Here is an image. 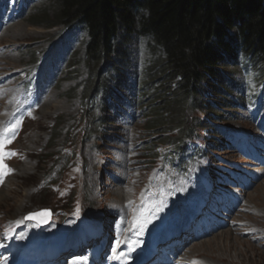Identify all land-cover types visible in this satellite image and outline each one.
<instances>
[{
    "label": "rangeland",
    "instance_id": "1",
    "mask_svg": "<svg viewBox=\"0 0 264 264\" xmlns=\"http://www.w3.org/2000/svg\"><path fill=\"white\" fill-rule=\"evenodd\" d=\"M55 15L53 0H0V130L14 104L17 106L18 99H22V92L30 93L39 81L45 84L35 99L37 104L30 100L32 107L26 106L20 112L21 117L10 120L9 128L17 121L21 123L16 129L18 135L6 144L16 154L3 159V165L12 171L0 186V249L11 250L12 244L7 241L27 231L25 243L33 245L35 257L39 251L43 254L44 249H56L60 245L66 250L84 240L91 250L97 243L94 241L96 226L101 230L99 239L115 223L130 240L148 239L156 224L149 223L142 235H136L138 230H133L132 225L133 218L151 206L144 200V193L154 188L164 206L167 203L161 188L164 186L161 181L168 176L162 160L166 136L148 127L155 114L144 112L139 98L129 97L134 93L129 90L131 79L130 85L121 82L110 87L123 93L121 98L125 101L119 105L117 118L110 114L118 104L107 106L102 98L82 107L81 80L87 70L83 64L75 68L70 63L82 55L83 31L76 28V35L73 33L70 37L62 25L35 23L41 17L54 20ZM64 37H70V43ZM127 46L132 53L128 70L132 79H138V84L144 79L149 81L150 91H146L149 94L163 89L167 77L154 76L161 51L149 38L141 36H133ZM40 68L51 77L46 79V74H40L39 78ZM228 68L236 79L244 80L247 100L222 109L218 105L216 109L220 107L218 112L222 116L212 121L204 111H190L192 116L206 120L216 133L210 129L200 131L204 137L201 147L212 144L207 152L210 172L204 171L203 164L201 168L196 165L187 178H182L188 216L197 202L202 203L201 213L189 222L191 236L201 235L209 225L216 226L213 229L216 231L203 234L193 250H186L185 258L175 257L177 262L264 264V92L260 94L261 83L250 71L244 73V66ZM28 82H32L30 89L26 86ZM93 107L96 108L93 110ZM128 119L131 122L124 126ZM236 133L243 136L237 138ZM120 136L126 141L124 147L121 138L118 139ZM149 138L154 140L153 153L146 152L141 145ZM122 168L123 173L126 168L129 172L122 182H126L124 191L114 181ZM134 191L137 193L133 196ZM127 199L129 213L118 210L117 206ZM236 202L239 203L233 208ZM77 207L78 215L75 214ZM42 208L51 210L46 226L39 228L35 222L25 220L27 214ZM166 213L171 214L168 207ZM42 232L41 239L40 235H33ZM173 242L169 241L167 248L153 244L152 252L156 251L155 255L162 261L167 260L165 256L169 255ZM114 247L116 243L110 253ZM128 248V243L116 247L125 251ZM42 256L38 255L39 262L48 264ZM60 264H71L66 254Z\"/></svg>",
    "mask_w": 264,
    "mask_h": 264
},
{
    "label": "trees",
    "instance_id": "2",
    "mask_svg": "<svg viewBox=\"0 0 264 264\" xmlns=\"http://www.w3.org/2000/svg\"><path fill=\"white\" fill-rule=\"evenodd\" d=\"M53 1L54 20L41 17L35 23L83 31L82 55L71 63L87 70L81 80L82 107L99 91L108 94L114 81L125 80L132 55L127 45L133 36L149 38L161 51L154 76L167 77L164 88L149 94L151 83L144 79L138 89L144 112L155 114L148 127L164 133L179 163H186L189 139H203L200 131L205 129L216 133L190 111H204L212 121L222 116L218 105H235L228 67L237 64V57L250 60L264 75V0ZM153 141H143L146 152L153 153ZM202 152L197 148L188 157L194 160Z\"/></svg>",
    "mask_w": 264,
    "mask_h": 264
},
{
    "label": "snow or ice",
    "instance_id": "3",
    "mask_svg": "<svg viewBox=\"0 0 264 264\" xmlns=\"http://www.w3.org/2000/svg\"><path fill=\"white\" fill-rule=\"evenodd\" d=\"M20 121H17L15 125H13L11 128H5L3 132H0V179H2L3 175L9 173L12 171V169L8 168L6 165H3V159L5 156H12L15 155V152H3L4 145L7 143H11V140L4 138L6 133H11L15 134V130L19 127ZM131 203V202H129ZM143 207V205L141 206ZM162 202L160 203H154L153 205L150 206V208L144 209V211L139 215L135 216L133 218V230H138L136 231V235H142L144 229L147 227L149 223L152 222L153 219H155V215L157 212L162 211ZM46 213H29L28 218H34L37 215H44ZM75 214H79V207H77V211ZM22 221H17V223H21ZM46 222V221H42ZM38 226V225H37ZM8 232H5V236L7 237ZM120 243H128L129 248L126 253H120L119 255H114L113 259L117 260H122L126 261L127 259L130 258V253L135 251L136 247L139 246V241H133L130 240L129 238H125L124 240H120L119 238L116 241V247L119 246ZM116 247L113 248V253L116 252ZM71 264H86V258L84 257H76ZM193 264H197V262H193Z\"/></svg>",
    "mask_w": 264,
    "mask_h": 264
},
{
    "label": "water",
    "instance_id": "4",
    "mask_svg": "<svg viewBox=\"0 0 264 264\" xmlns=\"http://www.w3.org/2000/svg\"><path fill=\"white\" fill-rule=\"evenodd\" d=\"M36 213L37 214L46 213L44 215H37L34 217V219H37L40 223L45 224L50 220V215H51L50 209H42L41 211H38ZM42 221H46V222H42Z\"/></svg>",
    "mask_w": 264,
    "mask_h": 264
},
{
    "label": "bare ground",
    "instance_id": "5",
    "mask_svg": "<svg viewBox=\"0 0 264 264\" xmlns=\"http://www.w3.org/2000/svg\"><path fill=\"white\" fill-rule=\"evenodd\" d=\"M10 168V167H9ZM8 174H10V172L9 173H7V175ZM11 174H13V173H11ZM14 174H16V171L14 172ZM14 176V175H13ZM5 178H6V175H5ZM5 181H6V179H4ZM8 180V179H7ZM18 210H20V209H18ZM14 211V210H13ZM18 216V215H17ZM13 217H16V216H12L11 218H13ZM199 244V242H194V243H192V244H189L188 246H187V248L188 249H190L191 248V250H193L197 245ZM176 253H180V254H182L180 251H176ZM190 256V255H189ZM144 257H148V254H146ZM133 258H134V256H133ZM133 258L130 260V261H132L133 260ZM148 258H150V257H148ZM156 262H159V260H157ZM139 264H150L149 263V261H147V260H142Z\"/></svg>",
    "mask_w": 264,
    "mask_h": 264
}]
</instances>
